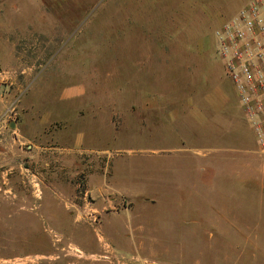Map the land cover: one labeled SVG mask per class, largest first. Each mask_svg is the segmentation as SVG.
I'll return each mask as SVG.
<instances>
[{"label":"rangeland","instance_id":"obj_1","mask_svg":"<svg viewBox=\"0 0 264 264\" xmlns=\"http://www.w3.org/2000/svg\"><path fill=\"white\" fill-rule=\"evenodd\" d=\"M215 2L0 0V264H264L257 147L197 151L167 122L162 144L145 134L125 149L133 93L170 103L197 78L211 85L206 64L190 55L183 67L178 51L215 54L214 31L245 0ZM220 84L226 114L241 113L231 80ZM67 126L95 130L89 143L108 149L65 153L54 133ZM40 204L48 212H5Z\"/></svg>","mask_w":264,"mask_h":264},{"label":"crops","instance_id":"obj_2","mask_svg":"<svg viewBox=\"0 0 264 264\" xmlns=\"http://www.w3.org/2000/svg\"><path fill=\"white\" fill-rule=\"evenodd\" d=\"M248 1L249 0H245L243 4ZM227 3V0L215 2V4L219 6L228 5ZM218 14L219 13L215 12L213 16H217ZM211 16L208 15L210 20L212 19ZM210 50L211 49L209 47L196 45L192 48V50L180 47L178 51V54L182 56L181 59L184 60V62L182 61L180 63L183 67H188L190 65L187 60L190 55L193 56V63L196 67L202 68V65L206 64L205 67L207 66L208 71L205 74V80L208 79L207 81H210L211 83L208 88L204 87L205 84L203 87L202 85L199 87L197 78L194 87H198L193 89L195 92L192 94H183L181 96L177 95L179 99L170 103L168 101L164 103L163 101L154 98L152 95L142 98L136 96V93L131 95L130 101L132 103L130 106L131 109H134V111L130 110V112L136 117V122L134 126L129 127L128 132L130 134V138L128 145H125L129 148L125 149H128L129 151L133 150L132 146L140 143L139 141L144 139L145 134L151 135V138L156 140L155 143L162 144L164 138L168 140L171 136V132L167 128V122L174 123L177 127L176 133H178L180 140L182 139V143L191 144L197 149V151L207 149H236L241 151H252L253 148L255 149L257 147L254 135L244 118L240 103L241 113L234 112L233 115L226 114V109L229 106L230 99L220 83L222 80L228 79V77L224 73L222 60L217 57V61L211 57L212 55L217 56L216 52L215 54L213 53L209 56ZM148 58L140 57L139 63L143 65L144 62L150 60V58L149 60ZM134 64H138L137 60H134ZM178 68L180 69L181 67ZM133 74H135L134 78L138 76L136 72ZM73 90L74 89H71V92ZM77 92L78 90H76V93ZM69 95L71 97L74 96L73 93L63 94L65 97ZM140 116H142L141 119ZM249 131L251 136L249 135ZM120 132L121 131H119V133ZM92 134L96 135L95 130L87 131L85 128L77 129L67 126L64 127V131L60 130L55 132L54 138L55 140L59 138L58 145L60 146L58 149L64 150L65 153L70 151L73 152L81 147L87 152L98 153L99 151H106L108 149L106 147L107 145L104 146L97 144L98 146H95L89 143V137ZM32 135L33 134H30L29 137ZM24 139L27 142L30 140L25 136ZM50 148L54 149L57 147ZM114 149L116 150V146ZM154 150H157V153H159L161 148L157 147ZM115 167L116 160L112 165L113 178ZM43 206L45 205L40 204L38 207L34 206V208L7 209L5 212L6 214H13L18 211H30L33 213L48 212L47 210H42Z\"/></svg>","mask_w":264,"mask_h":264},{"label":"built area","instance_id":"obj_3","mask_svg":"<svg viewBox=\"0 0 264 264\" xmlns=\"http://www.w3.org/2000/svg\"><path fill=\"white\" fill-rule=\"evenodd\" d=\"M215 51L231 80L260 153L264 154V0H249L214 31ZM86 217H100L83 184L76 185Z\"/></svg>","mask_w":264,"mask_h":264},{"label":"bare ground","instance_id":"obj_4","mask_svg":"<svg viewBox=\"0 0 264 264\" xmlns=\"http://www.w3.org/2000/svg\"><path fill=\"white\" fill-rule=\"evenodd\" d=\"M104 242V241H103ZM105 244V243H104Z\"/></svg>","mask_w":264,"mask_h":264}]
</instances>
